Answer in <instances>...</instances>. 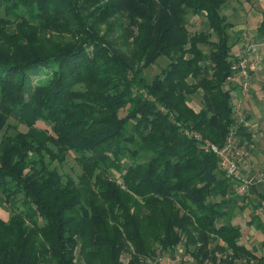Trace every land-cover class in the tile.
I'll use <instances>...</instances> for the list:
<instances>
[{"label": "trees", "instance_id": "1", "mask_svg": "<svg viewBox=\"0 0 264 264\" xmlns=\"http://www.w3.org/2000/svg\"><path fill=\"white\" fill-rule=\"evenodd\" d=\"M227 2L0 0V193L13 209L0 217V264H125L124 252L142 264L178 248L264 264L241 242L243 225L264 234V193H238L206 148L233 137L247 156L255 142L227 81L240 58ZM114 13L129 53L99 32ZM199 19L206 29H191ZM42 29L66 42L41 43ZM161 56L170 62L148 78ZM69 154L77 177L54 165Z\"/></svg>", "mask_w": 264, "mask_h": 264}, {"label": "crops", "instance_id": "2", "mask_svg": "<svg viewBox=\"0 0 264 264\" xmlns=\"http://www.w3.org/2000/svg\"><path fill=\"white\" fill-rule=\"evenodd\" d=\"M223 13L234 23L231 30L233 55L241 57L248 53L258 60L250 95L242 96L241 90L234 87L233 99H240L242 112L248 119L246 123L255 141L240 175L250 182L249 193L253 192V187L264 193V37L257 36L258 28L264 21V0H228ZM200 24L205 25L202 21ZM251 228L245 239L243 234L241 242L250 248H258L259 255L264 254V249L260 247L263 239L259 242L251 240L253 233L258 231L254 226Z\"/></svg>", "mask_w": 264, "mask_h": 264}, {"label": "rangeland", "instance_id": "3", "mask_svg": "<svg viewBox=\"0 0 264 264\" xmlns=\"http://www.w3.org/2000/svg\"><path fill=\"white\" fill-rule=\"evenodd\" d=\"M120 16L121 15L119 13L111 14V16H109L108 19H107L108 23H101L99 32H100L101 35H103V34L106 35L107 34L106 38L110 42L113 41V43H115L114 45H117L119 50L124 51L126 53H129L128 43L133 38L129 37L127 39V42L123 43V39L121 38L122 37V33H121V31H119L120 28L109 29V27L111 25L115 24L118 21L117 18H120ZM200 21L201 20H199L198 24H196V26H193L191 29L194 30V27L195 28L197 27L200 30L206 29V27L204 25H202V26H201V24L199 25ZM53 32H54V30H49V29L39 30L38 31V41H40V39H41V43H42L43 42L42 39L44 37H53L56 40H60V41L66 42V38L65 37H59V36H57V34H55ZM51 35H54V36H51ZM231 37H232V35H231ZM67 39H68V41L70 40L69 37H67ZM212 39L213 40H217V36L214 35L212 37ZM232 39H233V37H232ZM200 46L206 52H209L210 49H211V47L208 46L207 44H201ZM246 55L248 56V53L245 54L244 56H246ZM252 58L257 63L258 60H256V58L253 55H252ZM169 62H170V60L166 56H161L158 59V61H157V63L155 65H153L150 68H148L147 70H145L146 75L148 76V78L152 79L156 74L160 73L162 71V68H164ZM252 74H254V73H252ZM251 88H252V86L250 87V90H251ZM200 102H201V94H195L194 97H192V101H191L190 104H191V106L194 109L195 108L197 109L198 106H201L199 104ZM12 123H14L13 120L10 121V124H12ZM39 126L43 127V128H48V126L45 123H43V122H39ZM20 129H22L23 131L27 130V128L22 126L21 124H20ZM7 133H13V129H8ZM2 134H3V132L1 133V135ZM247 157H248V155L245 156V154H244L243 159L241 158L242 163L240 165V171L242 170L243 165L247 162ZM54 165H57L62 173L70 174V175H72L74 177H77L81 173V167H80L79 163L75 160V156L73 154H69L67 159H66V161L63 164L54 163ZM113 176L117 177L118 174L114 172ZM18 205H20V204H18ZM261 211L264 212V209H262ZM250 212H251L250 209H248V210H246L243 213V221H244V223L250 219V217H251V213ZM12 214H13L12 207H10L8 203H6L4 195L2 193H0V217H1V219L6 221L12 216ZM263 218H264V216H263ZM237 219H238V221H240V218H237ZM251 227L252 226H249L248 224L246 226L243 225V228H244V239H245V236L248 233V231H250L252 229ZM254 228H255V226H254ZM263 238H264V234L260 230L254 232L253 235L251 236V240H253V241L256 240V242L257 241L259 242V240H261ZM193 248H195V247H193ZM164 255H166V254H164ZM152 258H155V257H151V258H147V257L144 258L143 257L142 258V261H143L142 264H150ZM129 259H130L129 254L124 252L122 254V256H121L122 262L126 264ZM52 261H55V260L52 259ZM205 261H211V259H205ZM77 262H78V264H84L82 262V260H78ZM50 263L53 264V262H50ZM217 263L218 264H223L221 262H217ZM249 264H256V263L251 262Z\"/></svg>", "mask_w": 264, "mask_h": 264}, {"label": "built area", "instance_id": "4", "mask_svg": "<svg viewBox=\"0 0 264 264\" xmlns=\"http://www.w3.org/2000/svg\"><path fill=\"white\" fill-rule=\"evenodd\" d=\"M257 69V63L252 58V55L241 56L232 64V74L228 77V82L236 85L244 94L250 90L252 73ZM239 106L235 107V111L239 110ZM233 137L223 146L219 147L214 143H207V150H211L218 154L219 163L224 172L231 176L234 181V187L240 194L248 192L250 182L239 174L240 165L244 154L243 148H240ZM166 255H157L151 259L150 264H218L212 261L198 262L193 254L186 252L183 248H178L173 253H165Z\"/></svg>", "mask_w": 264, "mask_h": 264}]
</instances>
